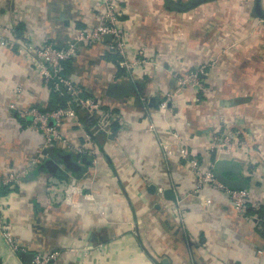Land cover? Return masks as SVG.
Segmentation results:
<instances>
[{"label": "crops", "instance_id": "obj_1", "mask_svg": "<svg viewBox=\"0 0 264 264\" xmlns=\"http://www.w3.org/2000/svg\"><path fill=\"white\" fill-rule=\"evenodd\" d=\"M111 1L126 38L154 62L125 74L106 43L80 48L69 74L120 121L111 135L85 123L91 139L65 122V146L43 149L19 111L52 110L53 92L21 42L66 46L106 5L0 0V264H31L53 251L54 264H264V0ZM10 29L16 39L3 45ZM203 64L211 65L206 91L177 92L178 78ZM225 128L240 130L243 146L209 153ZM172 132L231 189L250 191L246 216L215 187L194 193L191 169L161 145ZM13 174L20 179L4 184Z\"/></svg>", "mask_w": 264, "mask_h": 264}, {"label": "built area", "instance_id": "obj_2", "mask_svg": "<svg viewBox=\"0 0 264 264\" xmlns=\"http://www.w3.org/2000/svg\"><path fill=\"white\" fill-rule=\"evenodd\" d=\"M104 3L106 8L100 14L97 23L76 30L74 38L66 46H57L52 43L34 44L30 41L21 42L19 40L22 46L21 53L27 55L29 63L39 76L41 83L51 92L68 100L66 107H57L50 111H42L39 108L19 111V117L29 124L30 132L43 138V149L54 147V143L65 146L67 140L60 133L65 122L74 123L86 134L88 139H91L85 123L80 117L81 112H85L89 118L95 120L94 127L97 134L111 135L113 125L120 121V116L115 110L103 108L96 99L88 97L86 90L73 79L71 74L66 73L67 66L72 64L79 55L80 48L90 47L96 43H106L109 54L118 59L117 65L125 74L142 71L154 62V55L151 51L146 48H136L126 38L114 2L104 0ZM7 32L9 36L3 37L1 40L3 45H7L16 39L12 29L7 30ZM210 68V64L199 65L189 70L184 76H180L177 92L190 88L198 94L204 93L207 83L206 76ZM173 97V93L165 95L161 110H169ZM241 135L240 130L225 128L222 136L213 141L209 153L231 152L235 148L242 147L244 142L241 140ZM161 145L168 158H175L178 163L191 169L197 179V188L194 191L196 195L200 194V191L206 187H215L230 199L240 216L247 215V208L251 202L250 191L231 189L220 182L215 174V164L205 165L201 163L198 155L191 152L183 144L179 133L172 132L171 142H163ZM75 151L85 157L88 154L82 146H78ZM42 156H44V151L40 150L34 158V163H40ZM20 177V175L13 174L6 178L3 183L14 184ZM64 179L73 186L74 182H72L69 173L64 174ZM71 192L69 190L65 192L64 201L66 199L71 200ZM13 245L15 250L21 249L17 243L14 242ZM22 251L25 252L26 250L22 249ZM59 257V251L37 254L32 258L31 264H54Z\"/></svg>", "mask_w": 264, "mask_h": 264}, {"label": "trees", "instance_id": "obj_3", "mask_svg": "<svg viewBox=\"0 0 264 264\" xmlns=\"http://www.w3.org/2000/svg\"><path fill=\"white\" fill-rule=\"evenodd\" d=\"M111 59L115 62V63H117V58L115 57V56H111ZM70 64L67 66V68H66V73H70ZM121 73H124L122 70H121ZM67 103H68V100H66V99H64V98H61V97H59L57 94H55V93H53V109L54 108H57V107H66L67 106ZM81 117V119L83 120V122L84 123H90V125H92L93 127L95 126V124H96V122H95V120L94 119H92V118H89L87 115H85V117H82V116H80ZM85 126H86V124H85ZM117 127V124L115 125H113V129H115ZM88 129H89V127H88ZM103 135H106V134H104V133H102ZM102 134H98V135H102Z\"/></svg>", "mask_w": 264, "mask_h": 264}, {"label": "water", "instance_id": "obj_4", "mask_svg": "<svg viewBox=\"0 0 264 264\" xmlns=\"http://www.w3.org/2000/svg\"><path fill=\"white\" fill-rule=\"evenodd\" d=\"M224 163H221L220 165H223ZM216 177L218 178V180L220 182H222L223 184H225L226 186L230 187V188H236L237 185L235 183H233L232 181H230L227 178H224L223 176H221L218 172H216Z\"/></svg>", "mask_w": 264, "mask_h": 264}]
</instances>
